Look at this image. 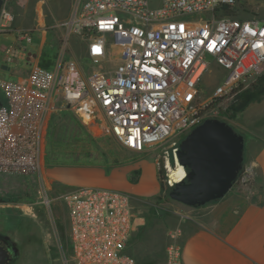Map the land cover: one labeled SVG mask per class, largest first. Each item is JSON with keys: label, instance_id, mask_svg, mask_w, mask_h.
I'll use <instances>...</instances> for the list:
<instances>
[{"label": "built area", "instance_id": "1", "mask_svg": "<svg viewBox=\"0 0 264 264\" xmlns=\"http://www.w3.org/2000/svg\"><path fill=\"white\" fill-rule=\"evenodd\" d=\"M0 33L15 32L2 60L13 64L30 30L12 29L11 0H0ZM237 0H74L68 19L51 28L52 65L28 56L18 80L0 76V178L41 177L42 152L51 116L70 111L89 130L105 132L135 153L160 150L166 189L186 177L177 152L184 137L222 111L264 75V19L217 17ZM59 32L57 33V30ZM55 31V32H54ZM79 39L87 70L73 56ZM222 71L212 92L203 75ZM180 166L181 179L171 177ZM252 176L247 168L242 184ZM239 181V180H238ZM58 199L69 219L70 254L65 264H135L127 246L137 229L134 196L115 189L79 187ZM43 195L41 204L50 208ZM181 230L169 231L165 264H183Z\"/></svg>", "mask_w": 264, "mask_h": 264}, {"label": "rangeland", "instance_id": "2", "mask_svg": "<svg viewBox=\"0 0 264 264\" xmlns=\"http://www.w3.org/2000/svg\"><path fill=\"white\" fill-rule=\"evenodd\" d=\"M159 2L160 0H149L152 7L158 6ZM233 7L237 12L234 17L264 19V0H237ZM33 9L34 4L29 3L26 10L28 22L33 19ZM16 37L15 32L0 33V67L4 62L3 47L14 45ZM31 37L32 41L23 46L26 47V53L35 55L40 52L42 36L33 32ZM70 45L74 48L73 56L85 69H104L102 66H90L86 63L82 45L76 36L71 37ZM44 52L52 65L56 47L47 44ZM10 65L15 67V64ZM223 75L222 71H208L203 75L200 87L205 96L212 92ZM0 76H6V72L0 70ZM240 97L236 96L225 107L221 121L244 138L240 177L247 168H252V176L244 184L239 177L231 190H242L251 185L255 176L252 160L256 151L264 146V88L241 105L239 111H232L233 105L243 104L245 97ZM0 101H5L1 91ZM159 153L158 149L144 153L132 152L120 146L109 134L82 126L70 111L55 112L50 118L43 145L41 177L0 178V231L4 229L8 218H15L16 222L10 233L14 239L23 242L16 264H65L64 260L70 254V228L66 206L58 198L77 186H82V181L93 175H101L103 179L112 177L116 186L90 187L115 189L134 196L137 215L145 220L139 231L140 238L148 247L153 245V258L149 261L143 259L142 263L165 264L162 249L170 240L168 236V239L164 237L162 240V234L176 227L177 221L186 217L187 209L166 198L168 190L162 182ZM43 195L53 200L50 208L41 204ZM127 250H130V244Z\"/></svg>", "mask_w": 264, "mask_h": 264}, {"label": "crops", "instance_id": "3", "mask_svg": "<svg viewBox=\"0 0 264 264\" xmlns=\"http://www.w3.org/2000/svg\"><path fill=\"white\" fill-rule=\"evenodd\" d=\"M29 3L34 4L31 22L26 18ZM10 8L14 20L16 19L14 29L30 30L42 36L38 54L19 52L13 63L14 68L4 62L0 67V70L6 72L5 78L18 80L29 72L28 56L43 66L50 65V58L45 57L44 47L47 44L56 47V40L51 37V28L68 19L72 0H11ZM252 164L255 176L249 187L231 190L224 198L198 208L178 203L187 209L186 217L179 219L176 227L170 228V231L175 228L181 230L179 243L182 247L183 264H264V146L256 151ZM81 185L76 188L116 186L112 177L103 179L101 175L90 176ZM144 221L137 215V229L129 242L130 250H127L135 264H143V259L149 261L153 258V245L148 247L139 235ZM168 232L169 230L163 232L162 240L164 237L168 239ZM165 248L164 244V258Z\"/></svg>", "mask_w": 264, "mask_h": 264}, {"label": "water", "instance_id": "4", "mask_svg": "<svg viewBox=\"0 0 264 264\" xmlns=\"http://www.w3.org/2000/svg\"><path fill=\"white\" fill-rule=\"evenodd\" d=\"M1 5V1H0ZM244 138L218 119H208L191 130L177 152L186 177L168 190V198L198 208L224 198L243 167ZM0 247V264L6 263Z\"/></svg>", "mask_w": 264, "mask_h": 264}, {"label": "flooded vegetation", "instance_id": "5", "mask_svg": "<svg viewBox=\"0 0 264 264\" xmlns=\"http://www.w3.org/2000/svg\"><path fill=\"white\" fill-rule=\"evenodd\" d=\"M14 222H16L15 218H8L4 229L0 231V247L6 254L5 264H16L23 246V242L14 239L10 233Z\"/></svg>", "mask_w": 264, "mask_h": 264}, {"label": "trees", "instance_id": "6", "mask_svg": "<svg viewBox=\"0 0 264 264\" xmlns=\"http://www.w3.org/2000/svg\"><path fill=\"white\" fill-rule=\"evenodd\" d=\"M237 12L234 10V7H220L215 11V15L217 17H234L236 16ZM264 88V75L261 76L257 83L255 85H253V87L247 91H244L242 93H240L239 95L241 96L240 98L245 97V100L243 101V104H236L233 105V107L231 108L232 111H239L241 105L243 106L249 99H251L252 97L256 96V94L262 89ZM241 176V173L239 174V177ZM239 177L237 179V182L239 180ZM237 182L235 184H237ZM168 190V189H166ZM166 198H168V193L165 194ZM169 199V198H168Z\"/></svg>", "mask_w": 264, "mask_h": 264}, {"label": "bare ground", "instance_id": "7", "mask_svg": "<svg viewBox=\"0 0 264 264\" xmlns=\"http://www.w3.org/2000/svg\"><path fill=\"white\" fill-rule=\"evenodd\" d=\"M183 176V170L180 166H177V168L172 172L171 177L175 180L181 179Z\"/></svg>", "mask_w": 264, "mask_h": 264}]
</instances>
